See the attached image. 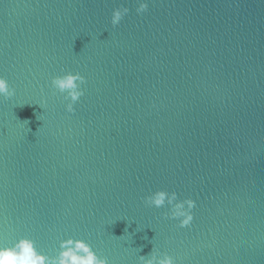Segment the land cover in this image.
I'll use <instances>...</instances> for the list:
<instances>
[{"label":"water","instance_id":"water-1","mask_svg":"<svg viewBox=\"0 0 264 264\" xmlns=\"http://www.w3.org/2000/svg\"><path fill=\"white\" fill-rule=\"evenodd\" d=\"M144 2L0 0V247L264 264V0ZM65 72L85 80L72 113ZM156 191L194 201L187 227Z\"/></svg>","mask_w":264,"mask_h":264},{"label":"clouds","instance_id":"clouds-1","mask_svg":"<svg viewBox=\"0 0 264 264\" xmlns=\"http://www.w3.org/2000/svg\"><path fill=\"white\" fill-rule=\"evenodd\" d=\"M136 13L141 14L147 11L148 4L144 0H137ZM127 7H117L111 12L110 24L116 27L127 16ZM85 83L84 77L79 73L65 72L54 76L50 81V87L54 93H59L67 101L65 111L73 112V105L84 95L80 86ZM14 95V90L9 87L8 82L0 77V98L9 99ZM44 109L43 103L39 104ZM39 119V117H38ZM27 123V121H25ZM143 203L151 208L167 207L168 211L164 218L178 221V227L185 228L192 221V209L195 203L191 199L179 201L175 192L156 191L144 197ZM122 237V236H121ZM60 251L55 256H45L34 251L28 240H20L13 247H0V264H108V261L98 256L83 240L67 239L59 244ZM138 252L141 249L137 248ZM137 264H175L172 256L166 253L157 252L154 247L147 255H138Z\"/></svg>","mask_w":264,"mask_h":264}]
</instances>
